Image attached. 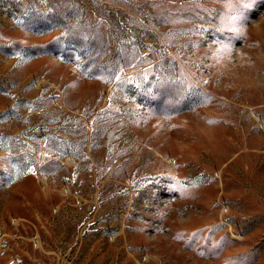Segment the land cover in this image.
Masks as SVG:
<instances>
[{
  "label": "rangeland",
  "instance_id": "1",
  "mask_svg": "<svg viewBox=\"0 0 264 264\" xmlns=\"http://www.w3.org/2000/svg\"><path fill=\"white\" fill-rule=\"evenodd\" d=\"M0 264H264V0H0Z\"/></svg>",
  "mask_w": 264,
  "mask_h": 264
}]
</instances>
